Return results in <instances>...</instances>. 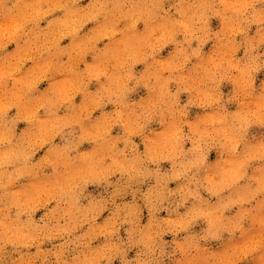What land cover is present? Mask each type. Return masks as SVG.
Instances as JSON below:
<instances>
[{
  "label": "rangeland",
  "instance_id": "1",
  "mask_svg": "<svg viewBox=\"0 0 264 264\" xmlns=\"http://www.w3.org/2000/svg\"><path fill=\"white\" fill-rule=\"evenodd\" d=\"M0 264H264V0H0Z\"/></svg>",
  "mask_w": 264,
  "mask_h": 264
},
{
  "label": "clouds",
  "instance_id": "2",
  "mask_svg": "<svg viewBox=\"0 0 264 264\" xmlns=\"http://www.w3.org/2000/svg\"><path fill=\"white\" fill-rule=\"evenodd\" d=\"M246 7H247V5H242V6H241V8H246Z\"/></svg>",
  "mask_w": 264,
  "mask_h": 264
},
{
  "label": "crops",
  "instance_id": "3",
  "mask_svg": "<svg viewBox=\"0 0 264 264\" xmlns=\"http://www.w3.org/2000/svg\"><path fill=\"white\" fill-rule=\"evenodd\" d=\"M43 89V88H42ZM41 154V153H40Z\"/></svg>",
  "mask_w": 264,
  "mask_h": 264
}]
</instances>
